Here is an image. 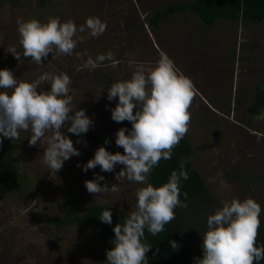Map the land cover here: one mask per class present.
I'll use <instances>...</instances> for the list:
<instances>
[{
  "label": "rangeland",
  "instance_id": "rangeland-1",
  "mask_svg": "<svg viewBox=\"0 0 264 264\" xmlns=\"http://www.w3.org/2000/svg\"><path fill=\"white\" fill-rule=\"evenodd\" d=\"M195 1L0 0V68L28 81L43 72L66 73L72 82L71 107L84 109L93 121L87 133L115 140L117 130L130 129L131 123L111 119L110 108L116 106V100H107V88L130 77V61L155 62L161 52L166 53L196 90L185 135L193 148V167L221 206L226 200L250 197L260 204L259 218H264V120L248 112L258 89H264V22L244 26L220 20L202 30L197 16L186 13L164 20L159 30L152 29L149 21L155 14L164 13L170 5ZM93 16L106 22L105 32L96 38L78 32L84 39L71 56L52 57L50 53L38 66L29 57H22L19 63L7 52L14 46L22 53L17 17L42 23L59 17L79 26ZM109 51L115 65L106 61L91 72L77 70L83 60L76 53L86 54V59ZM49 89L44 84L37 91ZM60 131L79 155L66 160L56 173L42 164L45 145L28 144L30 131H20L18 138L10 139V151L27 177V188L11 195L0 186V264H105L108 248L88 225L58 229L50 220L62 217L69 205L79 214L93 205L126 214L135 210V192L144 185L126 178L117 181L123 168L120 164L112 172H101L99 166L84 172L77 165L86 164L98 147L76 138L66 127ZM95 174L104 177L101 186L110 188L117 183L120 191L87 192L84 181L94 179Z\"/></svg>",
  "mask_w": 264,
  "mask_h": 264
},
{
  "label": "clouds",
  "instance_id": "clouds-1",
  "mask_svg": "<svg viewBox=\"0 0 264 264\" xmlns=\"http://www.w3.org/2000/svg\"><path fill=\"white\" fill-rule=\"evenodd\" d=\"M18 43L22 53L12 46L8 48L21 63L29 57L38 66L51 53L53 56H71L87 33L89 38L101 36L106 22L99 17H88L77 26L74 21H61L59 17L47 22L17 17ZM83 63L77 70L94 71L106 61L115 65L117 61L111 51L97 54L94 58L76 53ZM132 72L129 78L117 80L107 88V100H116L110 108L114 122L129 121L131 128H120L115 133V144L124 152L111 153L104 146L98 147L91 159L82 167L84 172L99 166L101 172H112L117 164L123 166L115 179L144 185L135 192V210L120 224L113 227L112 247L106 250L105 264H148L146 253L151 245L144 242L145 233L157 236L165 225L175 219L177 208L187 207V193L181 200L180 182L187 180L181 162L180 171L173 170L167 180L158 187L148 182V176L159 162L172 157V149L188 132L191 118L190 107L196 90L192 80L177 69L173 60L161 52L155 62L130 61ZM71 79L66 73H41L37 79L18 80L12 70L0 68V137L18 138L20 131L31 133L28 144H44L42 164L58 172L63 163L79 150L68 136L60 130L80 136L87 133L92 119L84 109L72 108L69 95ZM44 84L48 91H37ZM70 113H73L70 115ZM255 119L264 120V113ZM127 133V134H126ZM109 143L106 139L105 144ZM102 175L84 181L87 192L101 194L116 193L120 188L113 184L101 186ZM261 206L252 198H233L223 202L206 218V231L202 234V257L196 264H260L264 260V244L256 242L260 227ZM99 220L112 224L111 209L103 210ZM173 249L175 241H170Z\"/></svg>",
  "mask_w": 264,
  "mask_h": 264
},
{
  "label": "trees",
  "instance_id": "trees-1",
  "mask_svg": "<svg viewBox=\"0 0 264 264\" xmlns=\"http://www.w3.org/2000/svg\"><path fill=\"white\" fill-rule=\"evenodd\" d=\"M8 1V0H2ZM194 13L201 21V29L213 27L218 21L241 23L244 26L264 22V0H196L194 3L170 5L164 13H157L149 23L153 30H159L160 25L169 17ZM264 109V89H258L253 106L248 112L255 116ZM78 139L89 140L96 147L104 146L113 153L123 154L122 147L115 144V140L108 137L92 134H81ZM109 143L105 144V140ZM0 186L8 194L19 195L27 188V177L19 171L16 156L10 151V139L4 138L0 142ZM193 148L189 140L184 137L172 149V157L169 160H161L149 174V181L154 187L167 182L171 172L180 171L181 162L186 161L184 170L188 173L187 180H181V200L187 193V207L175 210V219L165 225L163 232L157 236L145 233L144 242L151 245L146 253L148 264H196V260L202 257V234L206 231V218L221 205L209 192L201 174L193 167ZM75 205V204H74ZM111 209L112 224H105L99 220L103 210ZM110 206H91L85 213L79 214L69 205L63 212V216L51 219L50 224L58 229L69 228L75 224L88 225L99 236L106 247L111 249L114 240L113 227L120 224L128 216ZM260 227L257 230L256 242L264 244V218H260ZM170 241H175L177 248L171 247ZM264 264V260L260 261Z\"/></svg>",
  "mask_w": 264,
  "mask_h": 264
}]
</instances>
